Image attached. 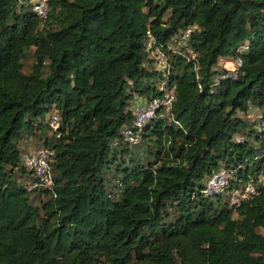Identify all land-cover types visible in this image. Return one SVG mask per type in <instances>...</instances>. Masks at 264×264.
<instances>
[{"label": "trees", "instance_id": "16d2710c", "mask_svg": "<svg viewBox=\"0 0 264 264\" xmlns=\"http://www.w3.org/2000/svg\"><path fill=\"white\" fill-rule=\"evenodd\" d=\"M32 4L0 0V264H264V187L228 206L264 172V127L240 116L264 107V0H49L43 20ZM160 83L174 99L134 152L120 128ZM31 138L53 150L52 189L30 187ZM221 166L229 187L203 195Z\"/></svg>", "mask_w": 264, "mask_h": 264}, {"label": "built area", "instance_id": "2783aa9c", "mask_svg": "<svg viewBox=\"0 0 264 264\" xmlns=\"http://www.w3.org/2000/svg\"><path fill=\"white\" fill-rule=\"evenodd\" d=\"M32 11L38 16L39 19L43 20L46 18L49 7V0H31ZM191 28L186 29L180 38L181 46L186 49L188 57L194 58L193 51L187 46V40L189 38ZM149 34V33H148ZM147 48L150 51L151 57L155 60L156 65L159 68L168 67L167 58L162 50L154 46V39L149 34L147 40ZM240 66V61H237ZM234 76V75H233ZM174 85L164 92L162 97H154L147 100L146 103L136 105L132 108V125H123L120 128V135L122 139L128 144H136L139 142L140 133L143 128L151 120L156 117H163L170 109L171 103L174 99ZM260 125L264 127V107L260 111L259 115ZM50 126L55 129L58 127V119L56 116H51ZM53 156V150L47 147H37L31 153H23L21 155L22 165L31 172L33 179L30 187L34 189H52L53 173L51 167V160ZM231 179V172L221 166L216 170L212 171L206 178L202 194L208 197H216L224 194L226 189L229 187V181ZM264 187V172L260 173L256 178H249L244 183H240L237 187H234L230 191L229 195V208L234 212L236 211L243 202L251 199L258 194L261 188Z\"/></svg>", "mask_w": 264, "mask_h": 264}, {"label": "rangeland", "instance_id": "374dc122", "mask_svg": "<svg viewBox=\"0 0 264 264\" xmlns=\"http://www.w3.org/2000/svg\"><path fill=\"white\" fill-rule=\"evenodd\" d=\"M179 45H180V48H181L182 47L181 43H179ZM180 48L175 50V47H173V50L176 51V52H179ZM185 51H186V49H185ZM180 52H181V50H180ZM32 61H33L32 60V54L29 53L26 56V58L24 59V62H23V70L25 72H29L31 70ZM154 67L156 69H160L165 74H166V70H168V67H167V69L166 68H162L161 69L157 65H155ZM238 67H239V65L237 63V60L232 59V58H220L219 61H218L217 69L219 71L223 70L222 74H224V72H226L227 75H232L233 76L235 74V72H236ZM158 86L161 88V90L166 91V87H164V84L160 83V84H158ZM142 100L143 99L141 97H134L133 101L129 105V108H131V111H132V108L134 106L144 104L147 101L146 99H144L143 101ZM138 101H140V102L142 101V103L141 104H136ZM260 111H261V108L250 107L246 114H244V115L240 114V116L242 118H244L245 120H247L249 123H254V125L257 126V121L259 120ZM49 114L52 115L53 111H51ZM130 145H132V144H130ZM134 145L135 144L132 145V148H133V151L135 152L136 150H138L140 144H138L136 146H134ZM39 146H40V144H38L35 139L31 138L30 140H28L26 142V144L21 145L22 153H31ZM23 179H25L26 185L29 186L30 178L28 177L27 173L23 177ZM222 199L225 200L226 197H223ZM259 232L264 236V229H259Z\"/></svg>", "mask_w": 264, "mask_h": 264}, {"label": "crops", "instance_id": "0c3cea01", "mask_svg": "<svg viewBox=\"0 0 264 264\" xmlns=\"http://www.w3.org/2000/svg\"><path fill=\"white\" fill-rule=\"evenodd\" d=\"M143 101V100H142ZM142 101L140 102V101H138L136 104H141L142 103Z\"/></svg>", "mask_w": 264, "mask_h": 264}]
</instances>
